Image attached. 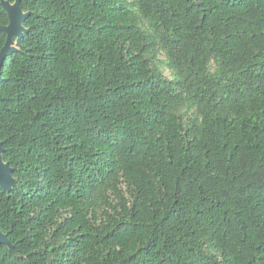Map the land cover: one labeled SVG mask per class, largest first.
Returning <instances> with one entry per match:
<instances>
[{"label":"trees","instance_id":"1","mask_svg":"<svg viewBox=\"0 0 264 264\" xmlns=\"http://www.w3.org/2000/svg\"><path fill=\"white\" fill-rule=\"evenodd\" d=\"M21 7L0 264H264V0Z\"/></svg>","mask_w":264,"mask_h":264},{"label":"water","instance_id":"2","mask_svg":"<svg viewBox=\"0 0 264 264\" xmlns=\"http://www.w3.org/2000/svg\"><path fill=\"white\" fill-rule=\"evenodd\" d=\"M1 4L4 11L9 16V25L0 26V34L6 33L7 41L0 52V84L3 82L1 69L6 59L13 53L20 52L22 47V39L29 32L24 26V22L29 17L30 13H25L21 7V0H16L12 3L10 0H2ZM5 149L3 143L0 142V188L6 192H11L18 186L16 178L13 176L14 168L10 163L4 160ZM0 243L8 246L14 254L16 250L9 241L8 236L2 233L0 229Z\"/></svg>","mask_w":264,"mask_h":264},{"label":"rangeland","instance_id":"3","mask_svg":"<svg viewBox=\"0 0 264 264\" xmlns=\"http://www.w3.org/2000/svg\"><path fill=\"white\" fill-rule=\"evenodd\" d=\"M166 74L169 75L168 71H166Z\"/></svg>","mask_w":264,"mask_h":264}]
</instances>
